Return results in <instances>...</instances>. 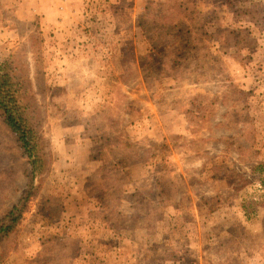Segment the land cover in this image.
<instances>
[{"label":"rangeland","instance_id":"obj_1","mask_svg":"<svg viewBox=\"0 0 264 264\" xmlns=\"http://www.w3.org/2000/svg\"><path fill=\"white\" fill-rule=\"evenodd\" d=\"M10 55L47 163L0 264H142L136 251L146 264H264V0H0V62ZM218 92L230 114L215 138L231 146L143 145L156 112ZM29 170L0 116V216Z\"/></svg>","mask_w":264,"mask_h":264},{"label":"trees","instance_id":"obj_2","mask_svg":"<svg viewBox=\"0 0 264 264\" xmlns=\"http://www.w3.org/2000/svg\"><path fill=\"white\" fill-rule=\"evenodd\" d=\"M248 12L251 11H241V14ZM180 29L183 35L190 34L188 25L184 24ZM186 43H191V38L186 39ZM179 44L181 45V42ZM200 46L206 48L202 44ZM202 57L203 62L209 59L206 56ZM20 71L22 70L15 55H10L0 62V116L16 135L30 165L28 183L22 196L4 215L0 216V242L20 223L29 201L37 193L35 180L45 171L47 163L45 145L40 132L41 124L34 103L35 97Z\"/></svg>","mask_w":264,"mask_h":264},{"label":"crops","instance_id":"obj_3","mask_svg":"<svg viewBox=\"0 0 264 264\" xmlns=\"http://www.w3.org/2000/svg\"><path fill=\"white\" fill-rule=\"evenodd\" d=\"M200 82L201 80H199V83ZM211 82L214 84L220 83V81H218V79L216 78L210 79L208 83ZM188 88H192V85H186V90ZM178 90L179 87L174 91V94H172L175 99H179L180 97H182V95L178 94ZM189 93L190 92H188V94ZM213 94L214 95L211 99H215L214 102L209 100V103L202 106L200 109H197V107L191 108V104H188L186 100L185 104H188V108L190 107V109L181 108L179 102L178 104H173L164 113H162L161 111L156 112L155 118L157 122L148 127L145 134L146 136H144L145 138H143L142 140L143 145L149 147L150 145H152V141L156 140L158 142L168 143L171 148H174V146H176L177 144L176 142L172 143L170 141V137H172V135L174 134H183L184 138L189 137V141H191V137L193 138L192 140H198L197 144L200 147L199 151H191V155H207L209 153H212L215 151L213 150V145H216L217 142L223 144V146H231L230 143L232 139L226 142V137H223L221 139L215 138V132L220 130L221 128H224L225 122L227 121L230 113L227 112V101L225 99V94L221 95L220 92H218L219 95H217L216 93ZM185 95H187V93ZM196 116L198 117L199 123L193 124L192 119H194ZM176 152L177 155H181V151L175 150V154ZM191 209H193L192 206ZM111 236H113V234H111ZM133 254L134 256L130 257L134 258V260H139L142 264H146V254L141 255L140 253H137V251Z\"/></svg>","mask_w":264,"mask_h":264}]
</instances>
